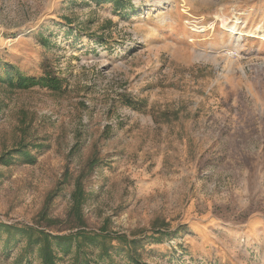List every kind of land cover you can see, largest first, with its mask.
I'll list each match as a JSON object with an SVG mask.
<instances>
[{
    "label": "rangeland",
    "instance_id": "1",
    "mask_svg": "<svg viewBox=\"0 0 264 264\" xmlns=\"http://www.w3.org/2000/svg\"><path fill=\"white\" fill-rule=\"evenodd\" d=\"M127 1L0 0V76L62 86L0 83V157L48 146L0 165V224L74 233L80 177L83 229L137 241L142 264H264V0ZM5 238L0 264H40ZM109 248L91 264H130Z\"/></svg>",
    "mask_w": 264,
    "mask_h": 264
},
{
    "label": "trees",
    "instance_id": "2",
    "mask_svg": "<svg viewBox=\"0 0 264 264\" xmlns=\"http://www.w3.org/2000/svg\"><path fill=\"white\" fill-rule=\"evenodd\" d=\"M96 6L110 4L114 11H122L126 8L127 0H92ZM70 24V22H69ZM2 69L5 71V77L0 76V83L5 84L11 90H28L32 87H41L51 90L53 92L61 91V81L50 73H44L39 78H31L24 76L20 73H16L12 76L9 73L7 64H2ZM125 105L133 107L132 101L126 100ZM45 144H35L31 146L32 150L37 152H43L47 149ZM30 145H19L11 153L4 154L0 157V165L8 166L16 159L26 165H34L37 157L32 154V150L29 149ZM75 148L70 150V155H73ZM94 163L90 162V166L93 167ZM1 178V174H0ZM84 202V191L82 187L81 178L78 177L75 181L74 191L72 192V207L70 209V217L75 221L76 231L67 236H51L44 230H39L31 226H14L0 224V230L4 232L6 238L4 241V247H8L16 236L23 237L25 239V247L23 253L17 258L21 263L33 248L37 249L40 264H57L54 248L59 250L63 255H68L73 252V259L71 264H91L88 259L89 249L95 246L100 248V258L107 259L111 262V256L109 251L110 245L113 241H116L121 246H126L129 250L128 261L130 264H142L137 255L131 252V249L137 245V241L129 239L125 235L109 234L104 229H101L98 233L88 232L83 229L84 222L81 215V206ZM42 216H45L42 214ZM45 220L48 224L52 221L48 220L45 216ZM54 223V222H53ZM162 233V232H161ZM156 232L159 236L162 234Z\"/></svg>",
    "mask_w": 264,
    "mask_h": 264
},
{
    "label": "bare ground",
    "instance_id": "3",
    "mask_svg": "<svg viewBox=\"0 0 264 264\" xmlns=\"http://www.w3.org/2000/svg\"><path fill=\"white\" fill-rule=\"evenodd\" d=\"M230 31H231V32H234V29H231ZM259 38H260L261 40H264V36H263V35H260Z\"/></svg>",
    "mask_w": 264,
    "mask_h": 264
}]
</instances>
